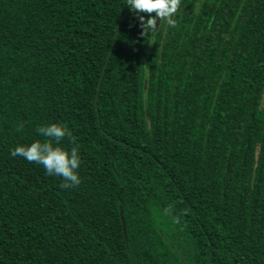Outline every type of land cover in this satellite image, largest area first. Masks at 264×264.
Returning <instances> with one entry per match:
<instances>
[{"label": "trees", "instance_id": "1", "mask_svg": "<svg viewBox=\"0 0 264 264\" xmlns=\"http://www.w3.org/2000/svg\"><path fill=\"white\" fill-rule=\"evenodd\" d=\"M138 16L0 0V264H264V0ZM52 123L78 187L10 154Z\"/></svg>", "mask_w": 264, "mask_h": 264}, {"label": "clouds", "instance_id": "2", "mask_svg": "<svg viewBox=\"0 0 264 264\" xmlns=\"http://www.w3.org/2000/svg\"><path fill=\"white\" fill-rule=\"evenodd\" d=\"M131 11L139 14L140 27L143 33L154 30L157 26V17L162 23L176 27L174 16L177 14L181 0H126ZM143 14H148L147 19ZM154 14V15H153ZM36 132L43 139H38L30 145H20L11 150L12 157H22L29 163L42 165L49 176L62 177L60 187L70 189L81 184L78 168L81 164L79 145L76 137L66 124L52 123L37 126ZM65 138L75 145L68 150L61 145ZM178 222V221H177Z\"/></svg>", "mask_w": 264, "mask_h": 264}, {"label": "water", "instance_id": "3", "mask_svg": "<svg viewBox=\"0 0 264 264\" xmlns=\"http://www.w3.org/2000/svg\"><path fill=\"white\" fill-rule=\"evenodd\" d=\"M159 22H160V18L157 17V26H158ZM157 26H156V28H157ZM119 214H120V219L122 222V231H123L124 241L126 243L127 236H126V231H125V226H124V221H123V214H122L121 209L119 211Z\"/></svg>", "mask_w": 264, "mask_h": 264}, {"label": "rangeland", "instance_id": "4", "mask_svg": "<svg viewBox=\"0 0 264 264\" xmlns=\"http://www.w3.org/2000/svg\"><path fill=\"white\" fill-rule=\"evenodd\" d=\"M262 104H263V106H264V95H263V99H262Z\"/></svg>", "mask_w": 264, "mask_h": 264}]
</instances>
